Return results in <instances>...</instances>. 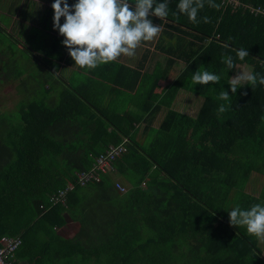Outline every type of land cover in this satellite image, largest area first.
<instances>
[{"label":"trees","instance_id":"trees-1","mask_svg":"<svg viewBox=\"0 0 264 264\" xmlns=\"http://www.w3.org/2000/svg\"><path fill=\"white\" fill-rule=\"evenodd\" d=\"M168 3L165 19L149 17L162 29L149 44L167 55L165 65L150 72L121 65L128 81L114 80L115 108L102 106L104 89L57 93L40 75L28 91L18 90L13 108L0 106V237L22 238L14 264H264V241L229 223L237 205H264V181L259 194L248 190L264 175V85L245 84L233 94L228 83L246 65L264 76V13L255 11L264 10V0H203L199 23L177 11L179 0ZM238 49L249 55L240 60ZM228 56L233 69L224 63ZM178 63L169 91L154 102L159 81ZM4 65L7 71L9 61ZM197 70L221 80L194 85ZM179 87L199 97L194 115L170 108ZM162 106L165 118L155 126ZM124 137L127 151L114 171L135 188L144 210L124 201L113 173L77 181L76 171L89 170ZM69 183L66 204L44 211ZM68 216L79 224L70 237L57 231Z\"/></svg>","mask_w":264,"mask_h":264},{"label":"clouds","instance_id":"clouds-1","mask_svg":"<svg viewBox=\"0 0 264 264\" xmlns=\"http://www.w3.org/2000/svg\"><path fill=\"white\" fill-rule=\"evenodd\" d=\"M63 3V6H62ZM210 6L218 7L210 4ZM204 7L203 0H179L176 9L187 15L192 23H199L198 11ZM53 28L64 37L62 44L75 65L81 69H95L97 66L117 60L121 55L134 56L141 42H149L161 32L160 25H154L150 16L165 19L169 15L168 0H77L69 5L67 0H54ZM74 10V11H73ZM61 17L64 22L61 24ZM208 22V18H203ZM248 50L238 49L237 56L243 60ZM224 63L229 69L235 68L233 59L228 56ZM221 77L208 71L197 70L192 75V83L208 85L219 83ZM264 85V76L259 73L239 71L228 83L235 94L245 84ZM228 91L220 93V99L229 100ZM227 111L225 105L219 113ZM232 226L246 228L249 235L264 241V205L254 204L249 209L239 205L229 211Z\"/></svg>","mask_w":264,"mask_h":264},{"label":"crops","instance_id":"crops-1","mask_svg":"<svg viewBox=\"0 0 264 264\" xmlns=\"http://www.w3.org/2000/svg\"><path fill=\"white\" fill-rule=\"evenodd\" d=\"M40 2L42 3L41 5L42 7H44L47 14H51V12H54L51 0H40ZM67 2L69 5H72L76 3L77 0H69ZM47 19H50L49 15ZM64 19V17H61V24L64 22ZM45 30L47 34H44L42 40L43 43H45L43 47H46L47 50L44 55V59H41L42 66L39 70V75L41 76V78L48 79V81H46L45 88L48 89L54 82L55 87H57V93L61 92L66 87H79L81 91L83 90L91 95L92 91H96V89H93L94 86L100 89V91L104 89L103 92H105V95L101 102L102 106L106 109H109L110 107L113 109L115 108V103H118L117 100H115L117 99V90L116 88H114L118 85L114 80H118L120 82L128 81V72L127 70L122 68L121 65L131 66L141 71L150 72L156 65H165L166 63L167 55L157 51L154 46L150 45L149 42H146V44L141 43L137 47L134 56L128 57L121 55L117 60L109 62L107 64L99 65L95 69H81L77 65H75L74 60L68 53V49L62 44L64 37L59 34L58 30H54L53 26L50 30ZM50 40H52V42ZM154 40L156 39L154 38ZM147 48H149L151 51L150 54L146 57ZM63 52H65V54L63 55V59H59L60 55ZM182 67L183 63L176 64L175 69L170 71V77L168 79H161L159 81L158 87L152 97V100L154 102H159L162 96L169 91L171 83H173V80L175 79V75ZM245 67V69H243L242 71L247 72V69L251 66L248 65ZM250 69L252 70V67ZM106 70L108 71L107 75L105 72ZM251 70L249 71L250 73ZM16 71L17 69L15 70V72ZM10 79L15 80L16 78L11 76ZM26 79L27 80L24 86L20 83V81L18 84L16 80L19 79H16L15 81L17 82V84L16 86H14L13 91L18 92L19 87H23L24 89H26V91H28L32 86L36 85L35 80L31 78V75L29 77H26ZM176 92V95L169 103L170 108H173L182 113L194 115L200 104L199 97L181 87H179ZM121 103L122 99L119 101L120 107ZM166 112L167 107L162 106L161 111L154 119L153 125L159 126L165 118ZM114 172L112 174V178L115 177Z\"/></svg>","mask_w":264,"mask_h":264},{"label":"rangeland","instance_id":"rangeland-1","mask_svg":"<svg viewBox=\"0 0 264 264\" xmlns=\"http://www.w3.org/2000/svg\"><path fill=\"white\" fill-rule=\"evenodd\" d=\"M51 1L53 4L54 0ZM41 4L40 0H0V53L4 49L5 51L8 50L7 53L0 54V106L6 104L13 108V103L18 100V94H20L13 91L17 82L18 84L19 81L21 83L30 75L34 80L39 78V70L42 66L41 59H44L47 50L46 47H43L45 43L42 39L44 34H47L45 29L50 30L52 28L54 15L52 12L47 14ZM48 15L49 20L47 19ZM50 41L52 42V40ZM7 60L9 67H5L8 69L6 71L3 68ZM11 61L15 68L17 67L16 72L14 66L10 65ZM250 68L247 69V72L251 70ZM16 73L19 79H15L17 82L10 79ZM22 89L23 87L18 88L20 91ZM114 176L113 180L126 186L124 179L118 173L114 172ZM263 181L264 175H259L257 180L251 181L248 190L256 195L259 194ZM121 195L126 196L124 201L132 203L142 210L146 208L135 188H130L129 193ZM78 230L79 224L68 216L65 226L57 231L70 237Z\"/></svg>","mask_w":264,"mask_h":264},{"label":"built area","instance_id":"built-area-1","mask_svg":"<svg viewBox=\"0 0 264 264\" xmlns=\"http://www.w3.org/2000/svg\"><path fill=\"white\" fill-rule=\"evenodd\" d=\"M255 11L264 13V10L261 8H257ZM128 141L129 139L125 137L121 143L109 145L98 156L95 157L92 167L89 170L76 171L78 183L81 185H87L90 182H100L103 174L113 173V162L127 151ZM113 183L115 188L122 194L127 193L130 190L127 185L125 186L119 181L113 180ZM73 187L74 184L69 183L65 188L57 190L50 195V206L48 208H44L42 205L40 208H44V211H46L58 204L65 205L67 202L68 192H70ZM21 245L22 238L19 236L15 237L4 235L0 237V264H14L16 252Z\"/></svg>","mask_w":264,"mask_h":264}]
</instances>
